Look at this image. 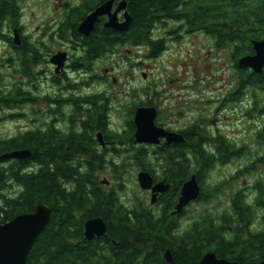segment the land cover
<instances>
[{"label": "flooded vegetation", "instance_id": "1", "mask_svg": "<svg viewBox=\"0 0 264 264\" xmlns=\"http://www.w3.org/2000/svg\"><path fill=\"white\" fill-rule=\"evenodd\" d=\"M106 1L108 0H101L99 5L105 3ZM120 1L121 0H118L115 3L114 10L117 9L116 7H118ZM251 1L252 0H238V13L242 18L241 20L235 23L227 22L213 25L214 27L224 26L231 29L235 28L236 30L237 42L234 44L228 40V42H225L223 47L219 46V41H217L216 38H212L208 31L187 27L185 21L175 22L167 19L160 23H180L181 25L179 24V28L182 30L181 36L183 35V30L185 29V34H190V32L200 33L201 35L208 37L211 50L226 54L229 61L227 64L228 69L224 67V71H218L217 73L211 75V78H217L221 77L223 73H229L228 78L230 79L227 86L229 91L226 95L218 98L216 101L212 99L213 108L216 107L213 115H211L210 112L206 113L205 108L203 110L194 109L190 114H188V112L186 113L183 107L184 100L181 98V103L177 102L176 104L177 112L175 114V117L178 119L177 122L179 123L173 125L161 123L162 118L160 117H162V107L154 104L153 99L149 97L150 94L146 91V89L141 90L142 97L144 99L141 100L139 104L133 105H131L128 100L124 101L122 98L118 99L117 95L111 94L108 91H99L98 85L107 82L109 78L104 76L102 77L97 73L95 74V69L93 67L94 64L98 61L104 60L105 57L111 56V54H116V50H119L122 47H118L116 50L106 54L104 57L91 62L90 68L87 69L85 62L80 60L86 54V50L80 47L81 41H79L73 34L75 32V28L77 31L76 35L80 37L90 38L93 34L90 37H85L79 34L78 26L81 21H79L76 26L72 25V28H70L69 32L64 37L61 36V30L66 22H62L61 26L58 28L56 35L63 39H66L67 36H69L71 44V47H69L70 45H66L64 49L59 51L65 52L68 55V61L65 68L59 74L56 72V66H54L51 62L52 58L59 52L52 55L48 47H46L43 36L41 39L36 40L29 37L27 32L24 35L25 27L21 22L18 29L14 28L8 31L6 33L8 40L5 39L4 42H6L7 46L9 45V50L12 52L8 62L12 63L11 68H13L14 73L16 74L17 82L11 86L12 88L8 93L11 95V108H5L3 110L0 109V113L10 112L9 115L3 116V118L9 119L17 128L10 135L0 136V171H4L2 178L3 181L0 183V208H6L5 210H7L9 203L15 202L19 192L24 189V185L18 183V176L33 173V154L31 149L28 148V144H32L38 136L39 138L42 137L44 139L54 137L55 139L62 140L69 137L70 139L67 140L71 141H69L71 145H75L77 143L75 141L78 140V146L83 147L84 150L81 152H75L70 155V159L66 160H69L71 163L78 164V167H80L79 171H81V173L86 169V165L89 163L101 161L109 166L112 164L137 163L141 160L140 156L142 155L145 156L146 161L150 160V162H158V169H161L162 175L159 177V180L154 177L153 180H155V182L163 181L165 183L167 182L165 181V178H163L164 170L162 168L164 165V159L159 154H161V149H163V147H167L173 149V163L176 164L173 166V174L179 176L178 174L180 172L178 171L181 170L184 164L187 163V166H189L188 170L191 175H189L190 177L188 176L189 178L187 177V179L181 181L179 188L175 193L171 194L170 192L172 190L170 189L168 193L159 195L158 201L155 204L159 208L157 213L155 211V205L151 204V192H146L150 197V206L146 207V205L141 204L139 208L144 207L148 210V212L150 211L152 214L159 217L165 213V209L168 210V208H166L167 203H173L171 210H169L168 213L171 217V222L175 228L176 234L185 236L189 230L194 229L198 221L193 219L186 221V219L189 218V211L193 206V203L185 207L181 213L174 215L184 184L193 176H196L191 173L196 166L192 152L193 146H201L204 155L208 156V173L215 166V164H217L218 167L228 164L230 165L233 163V160L245 157L251 158L252 156H257L264 152V86L261 83L253 85V82H260L261 79L259 75L264 73V69L261 73H258L255 69L240 67V65H238L241 58L256 54L253 49V41L258 40L256 38L251 39L247 53L244 52L246 40L244 39L243 34L246 31L251 32V27L255 26V23H258L252 15L246 20L243 19L244 12L251 7ZM260 2H264V0H260ZM244 6L245 9H243ZM95 8L91 12H93ZM23 11L22 7V16ZM91 12H88L87 15ZM262 14V22H264V13ZM68 17L69 20L71 18L70 23L72 24L73 20L70 12L67 15V20ZM165 17L167 16L165 15ZM118 18V21L123 22L124 12L120 13ZM107 20L108 17L100 18L96 24V29L99 27L104 31H114L105 27V24L108 22ZM158 25L159 24H156L152 31L157 30ZM96 29L94 33L96 32ZM208 29H210L209 26L207 27V30ZM234 33L235 31L232 34ZM16 34L19 37L20 44H16L15 42ZM169 34L171 35L170 32ZM49 38L51 39L53 37L50 35ZM165 42L166 40L163 38H155L154 33L152 34L151 32L150 43L160 44V52H154L152 44L145 42L141 43L139 48H147L150 51V58L155 57L156 59L164 55V52L167 51L164 44ZM127 46L128 45H126V47ZM69 61H71V64ZM43 64H51L46 72H43V69H41L42 71L40 72V75L43 77L42 79L45 80L44 84H51V86L48 87L45 96L44 94H41V97L40 94L35 95L32 90H38L36 86H33L35 80L33 70L35 68H40ZM51 66L54 67L55 72H53L50 76L49 72ZM67 69L78 75L76 81H72V77L67 75ZM60 87L65 89L62 90ZM156 92L157 91H155L154 94H156ZM39 98L45 104H48L49 107L41 112L43 119L41 122L37 123L38 121L33 120V117L31 116L35 114L34 110L31 111L32 108L25 110L23 104H34ZM192 104L198 105L197 103ZM126 106L127 108L129 107L127 110L129 112L128 119L124 120L117 126L114 125L113 112L115 110H125ZM149 107L157 110L156 125L166 132L174 134L175 137H179V140L171 141L169 143L167 138H161L158 145L138 144L136 142V126L133 118L139 108ZM29 109L31 110L28 111ZM131 110L134 111L133 117H131ZM222 110L228 111L229 115H235L234 119L236 121L241 123L247 122V127L244 128L247 135L240 131L238 134L240 136L242 135L240 139H238L235 135L232 138L228 137L222 130L223 127L220 123L222 120L219 119V113ZM190 115H193L194 118H188ZM132 119L135 126L133 141L130 137ZM236 127L241 129L239 125ZM100 135L102 141L99 139ZM22 150L29 151L31 155L23 159L2 158L5 155L20 152ZM60 155L61 158H64L62 152H60ZM222 157L229 160L224 161L222 164L220 161ZM260 158V167H257L258 164L254 162H251V164H245L244 167H239L235 170L231 179L229 178L228 180H224L219 184L220 187L221 184H227L229 181H234V179H246V177L252 178L253 180L251 188L248 186L251 191L250 196L248 194V188L241 190L244 195L245 203L248 204L247 207L251 208L252 212H254L252 218L247 220L242 212L234 214L232 200L230 202V206L224 208L221 212L223 235L236 233L242 234L240 236L241 244L227 252L228 254H232V256L225 257V259L231 263L240 264V262H238V260H240L244 264H261L264 260V244L256 243L259 241L258 236L264 234V194H261L260 190L256 188L258 180H262L261 182L264 184V156ZM202 169L203 168H201L200 171H202ZM141 170H143V168H141ZM205 178L206 175L203 178L202 183L198 182L202 192L199 200H204L206 199L204 196L211 195L210 192L205 191L209 190L204 186ZM239 191L240 190L237 192ZM131 209L135 210L136 207L133 206ZM200 221L202 220L200 219ZM185 222H187L186 225L184 224ZM185 226L187 227L184 230ZM246 244L249 245L242 246Z\"/></svg>", "mask_w": 264, "mask_h": 264}, {"label": "trees", "instance_id": "2", "mask_svg": "<svg viewBox=\"0 0 264 264\" xmlns=\"http://www.w3.org/2000/svg\"><path fill=\"white\" fill-rule=\"evenodd\" d=\"M23 1L0 0V42L8 40L6 35L8 31L18 29ZM126 1L128 12L133 18V25L129 32L104 31L97 27L92 37L84 38L76 35L75 28L73 35L81 41L80 47L86 50V54L80 60L85 62L87 69L90 68L91 62L126 45L139 48L141 43L145 42L152 44L154 52H160V44L150 43L151 32L156 24L167 19L175 22L185 21L187 27L208 31L222 47L228 40L234 44L237 42L235 28L213 25L235 23L241 20L238 13V0ZM100 2L101 0H86L78 7L72 8L69 12L72 14L73 23H70L69 15L61 30V36L67 35L72 25L76 26ZM250 6L251 10L249 8L244 12L243 19L246 20L252 15L258 23L251 27V32L244 28L246 31L243 34L246 40L244 52L246 53L252 38L264 39V22H262L264 2L252 0ZM208 26L210 29L207 30ZM234 31L235 33L232 34ZM259 76L260 82H253V85L261 83L264 86V73ZM10 98V94L0 90L1 110L11 108ZM133 113L134 111L131 110V117ZM131 125L130 137L133 141L135 130L133 119ZM43 139L38 136L32 144H28L33 154L34 171L29 175L18 176V183L24 185V189L19 192L15 202L9 203L7 210L0 208V225L19 215L34 213L41 204L49 206L52 210V220L34 244L27 258L28 264H169L165 258L167 250L172 252L175 264H199L208 252H215L219 258L225 260V257L232 256L227 252L241 244V233L223 235L222 215L219 216V223L210 217H203L194 229L189 230L185 236H180L176 234L168 213L173 203H167L168 210L165 209V213L159 217L148 212L144 207L136 206V209L132 210L133 208L127 206L122 196L125 190V175L128 173L127 165L143 168L159 180L145 156L141 155L139 162L130 164L109 166L96 161L87 164L86 169L81 173L78 164L66 160L70 159V155L75 152L84 150L83 147L78 146V140L75 141L77 142L75 145H71L70 140H67L70 139L69 137L63 140L54 137ZM60 152L65 159L61 158ZM192 152L196 166L191 173L195 174L198 182L202 183L209 169L208 156L204 155L199 145H194ZM172 153V148L163 147L159 154L164 159L163 178L172 185L171 194L178 190L181 181L191 175L187 163L178 171L179 176L173 174L175 163H173ZM258 158V162H261V158ZM228 160L222 157L220 161L223 164ZM107 167H111L114 174L115 186L110 189L100 182L101 174ZM201 168H203L202 171H200ZM3 175L2 170L0 183L3 181ZM261 181L258 180L256 188L264 194V184ZM205 191L211 194L204 196L205 198L214 195V191ZM231 200L234 214L242 212L247 220L252 218L254 212L247 207L248 204L245 203L241 190L234 193ZM97 217L105 221L107 235L105 238L88 242L84 236L85 223ZM258 237L259 241L256 243L264 244V234ZM247 245L249 244L242 246ZM238 262L244 264L240 260Z\"/></svg>", "mask_w": 264, "mask_h": 264}, {"label": "rangeland", "instance_id": "3", "mask_svg": "<svg viewBox=\"0 0 264 264\" xmlns=\"http://www.w3.org/2000/svg\"><path fill=\"white\" fill-rule=\"evenodd\" d=\"M84 1L86 0H24V11L21 18V23L25 27L24 35L27 32L29 37L36 40L41 39L43 36L46 47H48L52 55L64 49L66 45L71 47L69 36L63 39L56 34L61 23L66 22L69 11L81 5ZM179 24L175 22L159 24L157 30L152 32L155 38L166 40L164 44L167 51L159 58H150V51L147 48L127 46L116 50V54H111V56L105 57L104 60L94 64L95 74L109 78L107 82L98 85L99 91H108L117 95L118 99L128 100L133 105L139 104L144 99L141 90L146 89L154 104L162 107V117L160 118H162L161 123L163 124L173 125L179 123L175 114L177 112L176 104L177 102L181 103V98L184 100L183 107L186 113L190 114L194 109L203 110L205 108L206 113L210 112L213 115L216 107L213 108L212 99L216 101L226 95L229 91L227 86L230 79L228 78L229 73H223L221 77L217 78H211V75L218 71H224V67L228 69V56L218 51H212L210 41H208L209 38L200 33L190 32V34H185L184 29L181 36L182 30L179 28ZM50 35L53 38L50 39ZM9 49L10 47L9 45L7 46L6 42H0V90H4L6 93H9L11 86L17 82L16 74L11 68L12 63L8 62L12 54ZM69 63L71 64V61ZM50 65L43 64L40 68L33 70L35 74L33 86L38 88V90L32 89L35 95L44 94L45 96L48 87L51 86V84H44L45 80L40 75L41 69L46 72ZM53 72H55V69L51 66L50 76ZM66 72L67 75L72 77V81L77 80V74H74L69 69ZM60 88L62 90L65 89L63 87ZM155 91H157L156 94H154ZM192 103H197L198 105ZM28 104H23L25 110L32 108V110H28H34L35 114L31 115L32 119L37 120V123L41 122L43 119L41 112L48 109L49 105L45 104L40 98L34 104ZM128 108L126 106L125 110H115L113 112L114 125L117 126L128 119ZM9 114L10 112H2L0 117L3 118V116ZM2 118H0V136L12 134L17 127L9 119ZM188 118L193 119L194 116L190 115ZM234 118L235 115H229L226 110H222L219 113L224 133L230 138L235 135L240 139L242 137V135H238L240 131L247 135L245 133L246 130H244L247 127V122L241 123ZM237 125L241 129H238ZM262 156H264V152L251 158L245 157L233 160L230 165L218 167L215 164L209 173L206 174L204 183L207 189L211 192L214 191V195L204 200H199L198 198L199 201L190 202V204L193 203V206L190 208L189 218L186 221L192 219L199 221L203 217H210L219 223V216L222 215L221 212L224 208L230 206L234 193L238 190H245L248 186L251 188L253 180L246 177V179H234V181H229L227 184H221L220 187L219 184L224 180L231 179L233 173L239 167H244L245 164H251V162L256 163L258 157ZM147 162H150V160ZM150 163L154 175L158 178L161 177L162 174L161 169H158V162L153 161ZM259 164L260 162H258L257 167ZM110 168L107 167L101 174L102 181L108 180L111 182V185L107 186L108 189L115 186L114 174ZM127 171L128 173L125 175L124 180L126 181L124 182L125 190L122 194L127 206L140 207V204L146 205V207L150 206V197L146 191L140 188L137 179L139 172L143 170L133 165H127ZM249 188L247 190L250 196L251 191ZM154 207L157 213L159 208L157 205ZM184 224L186 225L187 222Z\"/></svg>", "mask_w": 264, "mask_h": 264}, {"label": "water", "instance_id": "4", "mask_svg": "<svg viewBox=\"0 0 264 264\" xmlns=\"http://www.w3.org/2000/svg\"><path fill=\"white\" fill-rule=\"evenodd\" d=\"M118 0H108L95 8L93 12L86 16L78 26L80 35L90 37L96 29V24L102 17H108L105 27L116 32H129L133 25V18L128 12V2L121 0L117 9L114 10L115 3ZM124 12V21H118L119 14ZM16 44H20L16 34ZM253 49L256 52L253 56L241 58L240 67L252 68L261 73L264 69V40L253 41ZM68 61V55L65 52H59L51 60L56 66V72L59 74L64 70ZM136 126V142L138 144L158 145L161 138H167L168 142L179 140L174 134L168 133L156 125L157 110L155 108H139L133 118ZM100 141L101 135L99 136ZM29 151H20L5 155L2 158L23 159L29 157ZM138 183L143 191L151 192V204L155 205L159 195L170 191L171 185L165 182H155L153 176L146 172L138 174ZM103 185L110 186L108 180L101 181ZM201 187L198 184L196 176L188 180L181 191L179 203L174 212L179 214L190 204L198 200L201 196ZM52 220V210L49 206L41 204L34 213H26L15 217L13 220L0 225V264H28L29 254L38 240V237L44 233ZM84 236L86 241L91 242L96 239L105 238L107 235V225L100 217L88 220L85 223ZM166 261L169 264H175L173 254L170 250L165 253ZM199 264H236L231 263L224 258H219L215 252H208L204 255ZM261 264H264V260Z\"/></svg>", "mask_w": 264, "mask_h": 264}]
</instances>
